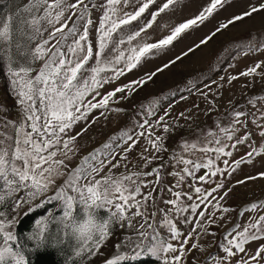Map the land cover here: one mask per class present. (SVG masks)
<instances>
[{"label":"snow or ice","instance_id":"1","mask_svg":"<svg viewBox=\"0 0 264 264\" xmlns=\"http://www.w3.org/2000/svg\"><path fill=\"white\" fill-rule=\"evenodd\" d=\"M155 2L156 0H143L135 11L127 12L118 6L128 7L132 0H103L101 4H96L94 0L74 2L20 0L9 14L0 15V74H6L19 111V116L11 119L7 115L8 106L0 103V264H29L26 254L45 247H59L66 241L73 240L74 259L66 260L65 264H92V258L100 256L103 257L102 264H133L145 257L155 258L158 264H180L187 252L198 248L197 244H192L191 249L185 247L190 242L188 237L191 233L181 239L179 246L176 247L161 237L153 223H148L150 218L155 219L157 216L156 211H152L150 216L145 211L147 201L152 198L151 192L143 195L140 200L136 199L142 187H147L149 183L140 181L139 176H152L155 173V183L159 184L161 180L159 167L142 174L116 176L112 174V169L119 166L113 162L115 157L105 163L103 159H99V156L105 153L96 150L82 157L80 165L75 169L65 171L68 167L65 160L72 159L68 154L73 151L70 144L86 129L67 139H62L61 134L72 129L73 125L82 119L86 120L91 109L106 108L108 101L117 93H123L125 89L135 91L133 85L145 84L157 72L169 67V64H174L181 57L177 56L176 60L169 61L163 68H157L155 72L148 74L147 80L132 81L115 87L106 94H102L99 89L104 84L123 76L125 68L132 70L143 58L167 49L183 33L203 24L218 6H223L225 0H210L207 7L194 18L179 23L170 30V34L149 43L148 29L153 27L160 13L176 0H166L157 11L150 12L151 18L147 19L143 26L133 31V22H140ZM90 7L103 12L99 17L98 27L91 19ZM261 10H264V4L253 6L250 11L235 16L227 24H221L212 35L222 28H227L234 21L250 17ZM69 12L71 15H66ZM43 22L51 26L50 31L48 29L42 31ZM93 28L96 34L95 42L92 40ZM44 31L48 32L47 38H43ZM211 38L205 37L200 44H206ZM51 41L55 43H50ZM125 45L127 47L122 48ZM106 50L118 54L108 58ZM192 50L188 49L189 52ZM37 62L39 66L34 67ZM121 62L124 63V68H116L115 65ZM260 67L261 65L257 63L241 75H252ZM108 72L113 75L101 76L102 73ZM89 93H94L92 100H96L97 96L101 98L95 103L92 100L85 103V97ZM234 115L236 117L234 124L246 128V122L239 119L245 116V113L235 112ZM260 120H264V111L260 112L259 118L253 117L252 121L260 129L259 135L264 138V123H260ZM163 121L164 117H160L157 123L161 124ZM162 126L164 131L168 132V125ZM223 131L228 132L227 129ZM236 131L238 129L233 128V132ZM151 135L150 133L148 142L155 152L166 151L163 138L156 136L155 139H151ZM250 136V132H245L236 138V143L232 147L246 143ZM227 138L232 140L233 135H228ZM128 139L132 138L129 136ZM61 143L63 150H53ZM132 143L135 144L136 141ZM103 147L108 149L110 145L105 144ZM189 147L194 150L196 146L185 144V151ZM130 150L131 145L124 149L125 152ZM58 151L63 159H56ZM203 151L206 152L208 149ZM214 151L225 156L232 155L231 152H226L224 147H218ZM261 151H264V148H261ZM253 152H256L255 148ZM252 154L248 153L249 156ZM106 155L111 156L112 153L108 152ZM146 159L151 162L159 157L152 156ZM173 159L176 166L184 165L180 171L171 173L179 177L177 184L184 180L185 175L192 176L195 170L210 168L213 163L212 160H208L207 163L201 164L182 155ZM241 162L235 161V164L238 166ZM169 163L171 165V161ZM224 163L228 164V161L225 160ZM220 171L221 169L217 168L211 172V176H216ZM205 175L199 176L198 179L205 181ZM260 175L264 177V173ZM133 176L137 179H133ZM61 177H65L63 184L57 186L56 182ZM80 181L85 182L81 184ZM221 187L223 184L217 185V188ZM68 188L76 195H69L65 190ZM216 190L212 189L213 192ZM50 191L54 194L48 195ZM169 191L172 189L169 188ZM201 191V188H195L196 193L199 194ZM172 194L175 199L165 203L177 206L182 193ZM209 195L211 193L199 196L200 204H203ZM188 199L191 200L192 197L188 196ZM52 201L60 202L62 215L57 216L49 212L36 218L32 231L26 236L32 247L26 248L18 241L16 225ZM198 207L200 205L196 203L190 205L193 213ZM105 208L110 210L106 214L107 218L99 217L97 210ZM113 208L114 211H111ZM252 208H256V205L253 204ZM132 209L135 211L126 215ZM185 210L176 207L177 212ZM223 211L227 212L229 209L224 208ZM204 215L202 211L199 213L200 217ZM135 217H140L144 221L135 230L136 241L133 242L129 237L125 243H112L110 237L114 234V225L118 224L123 228L127 222L131 228ZM163 224L167 226L173 240L180 237L177 225L167 217V214ZM239 229L241 225L238 223L233 231L224 237L227 243L219 245L224 255L217 258L209 253V258L214 264H261V261H264V243H260L251 254L245 247L251 242L264 241V214H258V218L250 220L242 230ZM109 244L111 250L106 253L104 249Z\"/></svg>","mask_w":264,"mask_h":264},{"label":"rangeland","instance_id":"2","mask_svg":"<svg viewBox=\"0 0 264 264\" xmlns=\"http://www.w3.org/2000/svg\"><path fill=\"white\" fill-rule=\"evenodd\" d=\"M94 2L101 4L103 0H94ZM142 2L143 0H132L130 6L118 7L123 11L133 12ZM165 2L166 0H156L140 22H133L132 30L135 31L143 26L147 19L151 18L150 12L157 11ZM19 3L20 0H0V15L9 14ZM209 3L210 0H176L168 9L160 13L156 23L148 29L147 42H155L170 34L173 27L194 18ZM260 4H264V0H225L223 6H218L203 24L183 33L167 49L143 58L132 70L125 68L123 76L104 84L99 91L106 94L115 87L132 81L147 80V75L155 72L157 68H163L164 64L176 60L177 56L181 57L179 60L169 64V67L163 68L161 72H157L145 84L133 85L135 91L125 89L123 93H117L108 101L106 108L91 109L86 120L82 119L74 124L72 129L61 134L62 139H67L86 129L70 144L73 151L68 154L72 159L65 160L68 165L65 171L75 169L80 165L82 157L96 150L105 153L99 156V159H103L105 163L113 156L115 157L113 162L118 163L119 166L112 169V174L116 176L142 174L159 167L161 177L159 184L155 183V173L152 176H139L140 181L149 183L147 187H142L136 199L140 200L148 192L152 193L145 211L149 216L152 211H156L157 216L155 219L150 218L148 223H153L156 231L168 243L178 247L180 240L191 233L188 237L190 242L185 247L191 249L192 244H197L198 248L187 252L180 264H214V261L209 258V253L217 258L224 255L219 245L227 243L224 237L233 231L234 226L239 223L241 225L239 230H242L250 220L258 218V214H264V207H261L264 205V177L260 175L264 173V151H261V148H264V138L259 135L260 129L252 122L253 117L259 118L260 112L264 111V10L234 21L227 28H222L214 36L212 35L221 24H227L235 16L242 15L250 11L253 6L258 7ZM90 11L91 19L98 27L99 17L103 12L91 7ZM66 15H71V12ZM68 23L71 26V21ZM43 29L50 31L51 26L43 22L42 31ZM47 35L48 32L44 31L43 38H47ZM95 36V28H93V42H95ZM207 36L212 38L206 44H200V41ZM109 47L111 48V45ZM126 47V45L122 46V48ZM189 48L193 50L189 52ZM117 54V52L106 50L108 58ZM92 63L94 64L95 61ZM257 63L261 67L256 70V73L248 76L241 75ZM38 66L39 62L34 65V67ZM115 67L124 68V63L121 62ZM112 75L111 72L101 74L102 77ZM231 77L236 79H230ZM93 95L94 93H89L85 97V103L92 100ZM100 98L97 96L96 100ZM96 100L92 102L95 103ZM0 103L8 106L9 118L16 119L19 116L6 74H0ZM235 112L245 113V116L239 119L246 122V128L234 124ZM160 117H164V121L158 124ZM259 122L264 123V120ZM40 123L42 124L43 120ZM163 124L168 125V132L164 131ZM233 128L238 131L233 132ZM223 129H227L228 132L226 133ZM26 130L30 131V129ZM245 132L251 133L249 140L244 144H236L233 148L236 138ZM141 133L143 135H140ZM150 133L151 139H155L156 136L163 138L166 151L155 152L148 142ZM228 135H233V139L229 140ZM129 136L131 140L128 139ZM133 141L136 143L133 144ZM105 144L110 147L105 149L103 147ZM185 144L189 146L194 144L196 147L194 150L189 147L185 151ZM129 145L131 150L125 152L124 149ZM218 147H224L225 151L231 152L232 155L216 153L214 149ZM254 148L256 152H253ZM57 149L63 150V144L61 143L53 150ZM203 149L208 151L205 152ZM108 152L112 155L107 156ZM250 152L253 153L251 156L248 155ZM181 155L201 164L207 163L208 160H212L213 163L210 168L195 170L192 176L185 175L184 180L177 184L179 177L171 173L180 171L184 165L176 166L173 157ZM218 155L219 158H217ZM152 156H158L159 159L149 162L146 158ZM63 158L58 151L56 159ZM225 160L228 164L224 163ZM235 161L242 162L237 166ZM161 165L163 167H160ZM217 168L221 171L217 172L216 176H211V172ZM206 173L208 175H205ZM202 175H205V181L198 179ZM64 179L65 177H61L57 180V186L62 185ZM133 179L137 177L133 176ZM84 182L80 181L81 184ZM219 184H223V187L217 188ZM196 187L201 188V193L195 192ZM169 188L172 191H169ZM214 188L217 189L215 192L212 191ZM65 190L69 195H76L70 188ZM173 192L182 193L177 206L186 209L185 211L177 212V206L165 203L175 199ZM208 193L211 195L203 204H200L198 197ZM52 194H54L52 191L48 193V195ZM188 196L192 199L189 200ZM192 203L200 205L195 213L190 208ZM253 204L256 208H252ZM224 208L229 211L224 212ZM109 211L108 208L98 209L97 215L107 218L106 214ZM111 211H114V208ZM134 211L135 209H132L126 215ZM201 211L205 213L203 217L199 216ZM49 212L57 216L62 215L60 202L53 201L52 207L45 215ZM166 214L177 225L181 234L176 240L171 238V233L163 224ZM142 223H144L142 218L135 217L131 228L128 227L127 222L124 223L123 228L118 224L114 225L111 242L125 243L129 237L135 242V230ZM145 228H147L146 224ZM74 243V240L71 241V248ZM260 243L264 241L251 242L245 247L251 254ZM110 250L111 244L104 249V252L107 253ZM102 259V256L94 257L92 264H102ZM261 264H264V261H261Z\"/></svg>","mask_w":264,"mask_h":264},{"label":"trees","instance_id":"3","mask_svg":"<svg viewBox=\"0 0 264 264\" xmlns=\"http://www.w3.org/2000/svg\"><path fill=\"white\" fill-rule=\"evenodd\" d=\"M53 201L45 205V208L38 209L36 213L24 218V220L17 224L15 232L18 237V241L25 245L26 248H31L32 244L26 239V236L32 231L33 223L39 216L45 215V213L52 207ZM71 242L66 241L59 247H45L39 251L26 254V258L29 260V264H65V261L73 260ZM133 264H158L155 258H142L139 262H133Z\"/></svg>","mask_w":264,"mask_h":264}]
</instances>
